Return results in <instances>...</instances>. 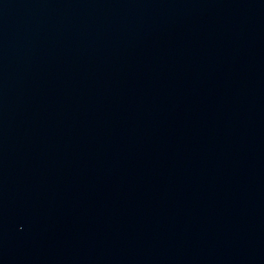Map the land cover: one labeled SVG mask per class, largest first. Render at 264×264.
<instances>
[{
	"label": "water",
	"instance_id": "95a60500",
	"mask_svg": "<svg viewBox=\"0 0 264 264\" xmlns=\"http://www.w3.org/2000/svg\"><path fill=\"white\" fill-rule=\"evenodd\" d=\"M0 264H264V0H0Z\"/></svg>",
	"mask_w": 264,
	"mask_h": 264
}]
</instances>
